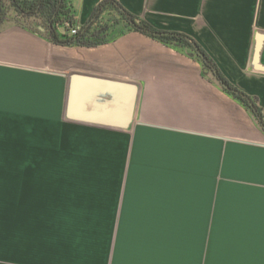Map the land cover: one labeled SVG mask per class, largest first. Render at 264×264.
<instances>
[{"label":"crops","instance_id":"0c3cea01","mask_svg":"<svg viewBox=\"0 0 264 264\" xmlns=\"http://www.w3.org/2000/svg\"><path fill=\"white\" fill-rule=\"evenodd\" d=\"M100 1L65 0L77 27ZM117 1L191 37L264 112V0ZM4 2L0 148L55 193L67 264H264V130L192 51L139 31L55 44Z\"/></svg>","mask_w":264,"mask_h":264},{"label":"rangeland","instance_id":"374dc122","mask_svg":"<svg viewBox=\"0 0 264 264\" xmlns=\"http://www.w3.org/2000/svg\"><path fill=\"white\" fill-rule=\"evenodd\" d=\"M209 75L220 84L214 75ZM2 145L0 264H67L64 250L58 245L59 233L63 232L58 226L59 215L44 213L56 205L55 193L49 189L42 192V177L30 175L27 161L21 156L25 150H20L17 164L12 165L11 150H6V143Z\"/></svg>","mask_w":264,"mask_h":264},{"label":"trees","instance_id":"16d2710c","mask_svg":"<svg viewBox=\"0 0 264 264\" xmlns=\"http://www.w3.org/2000/svg\"><path fill=\"white\" fill-rule=\"evenodd\" d=\"M4 0H0V26L8 18ZM13 8L22 16H38L47 22L46 38L55 44L66 46H93L105 43L126 31H139L153 39L158 40L165 46L178 48L185 51H193L195 58L201 63L202 73L209 76L214 75L218 80H222L230 89L220 87L224 92L236 99L244 106L260 124L264 130V112L257 103L256 96L249 95L243 90L233 85L219 69L213 58L191 37L179 31H166L152 26L147 21L128 12L117 0H101L89 20L81 27L76 26L73 13L67 6L65 0H10ZM111 7L115 12L107 18L99 19L101 11L105 7ZM119 27H121L119 29ZM76 28V32L71 34L70 30ZM118 28L119 32L109 36L110 32ZM195 44L202 57L194 50Z\"/></svg>","mask_w":264,"mask_h":264},{"label":"water","instance_id":"95a60500","mask_svg":"<svg viewBox=\"0 0 264 264\" xmlns=\"http://www.w3.org/2000/svg\"><path fill=\"white\" fill-rule=\"evenodd\" d=\"M193 46H194V50H195V52H196L197 54H199V55L202 57L203 55L200 53L199 48H198L195 44H193ZM188 55H189V56H194L195 53H194V52H189ZM219 81H220V84L222 85V87H224V88H226V89H230L229 86H228L227 84H225L222 80H219Z\"/></svg>","mask_w":264,"mask_h":264},{"label":"built area","instance_id":"2783aa9c","mask_svg":"<svg viewBox=\"0 0 264 264\" xmlns=\"http://www.w3.org/2000/svg\"><path fill=\"white\" fill-rule=\"evenodd\" d=\"M76 30H77L76 28H72V29L70 30V33L73 34V33L76 32Z\"/></svg>","mask_w":264,"mask_h":264}]
</instances>
